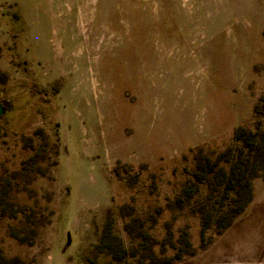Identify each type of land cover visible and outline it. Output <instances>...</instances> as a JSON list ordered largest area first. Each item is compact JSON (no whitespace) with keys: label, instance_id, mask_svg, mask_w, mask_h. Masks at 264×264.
I'll return each instance as SVG.
<instances>
[{"label":"rangeland","instance_id":"obj_1","mask_svg":"<svg viewBox=\"0 0 264 264\" xmlns=\"http://www.w3.org/2000/svg\"><path fill=\"white\" fill-rule=\"evenodd\" d=\"M0 107V264H264V0H0Z\"/></svg>","mask_w":264,"mask_h":264},{"label":"trees","instance_id":"obj_2","mask_svg":"<svg viewBox=\"0 0 264 264\" xmlns=\"http://www.w3.org/2000/svg\"><path fill=\"white\" fill-rule=\"evenodd\" d=\"M252 172L250 175L245 176L244 184H238L233 189L231 196L228 200V206L226 210H224V214L232 217L239 212H241L245 205L251 199V189H250V180L256 177H259L258 171L264 170V166L261 168H252ZM244 173H242V177ZM264 180V176H262Z\"/></svg>","mask_w":264,"mask_h":264},{"label":"water","instance_id":"obj_3","mask_svg":"<svg viewBox=\"0 0 264 264\" xmlns=\"http://www.w3.org/2000/svg\"><path fill=\"white\" fill-rule=\"evenodd\" d=\"M1 112H2V109H1V107H0V114H1Z\"/></svg>","mask_w":264,"mask_h":264}]
</instances>
